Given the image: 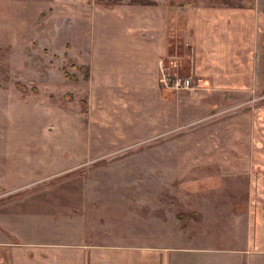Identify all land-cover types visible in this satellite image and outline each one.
Here are the masks:
<instances>
[{"label": "rangeland", "instance_id": "1", "mask_svg": "<svg viewBox=\"0 0 264 264\" xmlns=\"http://www.w3.org/2000/svg\"><path fill=\"white\" fill-rule=\"evenodd\" d=\"M257 4L264 0H0V222L20 240L68 247L243 239L249 174L222 171L224 146L206 132L234 104L208 110L199 100L189 12L239 10L251 22ZM159 22L172 51L168 79L157 77L173 98L162 117L153 100L132 103L143 92L125 90L123 72V42H143L139 30ZM176 79L189 88H172Z\"/></svg>", "mask_w": 264, "mask_h": 264}, {"label": "crops", "instance_id": "2", "mask_svg": "<svg viewBox=\"0 0 264 264\" xmlns=\"http://www.w3.org/2000/svg\"><path fill=\"white\" fill-rule=\"evenodd\" d=\"M256 9L251 22L244 21L239 10L189 12L193 20L190 36L194 74L204 84L199 100L208 110H223L226 101L234 104L228 115L218 116L217 124L209 118L206 132L212 142L219 140L220 149L224 146L219 155L222 171L249 174L247 206L252 221L243 239L223 246L121 247L87 243L68 247L60 240H20L0 222V264H264V102L258 101L264 97L259 96L264 93V6L257 4ZM199 11L208 15L199 18ZM139 31L143 32V42L135 43V37L123 42L127 46L123 48L124 54L128 56L123 65L127 77L124 87L129 93L143 92L135 95L132 103L153 100L159 109L158 116L162 117V103L173 98L169 91L158 87L157 77L169 63L171 47L166 44L162 22ZM126 32L132 34L130 28ZM148 91L152 93L148 95ZM223 116L226 117L221 119ZM223 158L234 159V165ZM244 160L248 163L242 164Z\"/></svg>", "mask_w": 264, "mask_h": 264}, {"label": "built area", "instance_id": "3", "mask_svg": "<svg viewBox=\"0 0 264 264\" xmlns=\"http://www.w3.org/2000/svg\"><path fill=\"white\" fill-rule=\"evenodd\" d=\"M161 70L163 71V68H161ZM163 77H164V80H167L168 77L166 74H163ZM172 88L174 89H178V88H189V80L188 79H184V80H181V79H176L174 84H172ZM262 233L264 235V229L262 230Z\"/></svg>", "mask_w": 264, "mask_h": 264}, {"label": "trees", "instance_id": "4", "mask_svg": "<svg viewBox=\"0 0 264 264\" xmlns=\"http://www.w3.org/2000/svg\"><path fill=\"white\" fill-rule=\"evenodd\" d=\"M185 7V6H184Z\"/></svg>", "mask_w": 264, "mask_h": 264}]
</instances>
